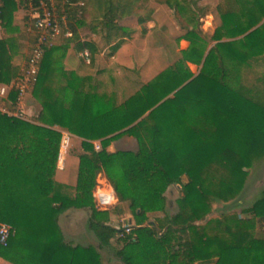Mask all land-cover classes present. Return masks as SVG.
Masks as SVG:
<instances>
[{"label": "trees", "instance_id": "16d2710c", "mask_svg": "<svg viewBox=\"0 0 264 264\" xmlns=\"http://www.w3.org/2000/svg\"><path fill=\"white\" fill-rule=\"evenodd\" d=\"M56 1L72 31L59 45H72L80 55L88 50L90 65L106 50L108 58L118 52L130 35L121 24L126 17L137 15L147 32L154 13L149 0ZM161 1L182 13L189 10L184 38L191 44L183 59L202 64L198 74L176 65L117 104L113 96L85 93L84 78L75 72L59 73L51 58L55 46H47L28 88L43 105L38 117L0 109V221L15 229L8 245H0V257L14 264H103L101 250L109 248L123 264H264V190L242 215L225 213L199 223L216 201L235 199L248 169L264 158V74L251 65L264 54V0H221L216 6L221 23L207 52L210 42L199 29L206 13ZM21 7L27 12L21 45L27 67L37 39L29 6L0 0V25L16 29L13 20ZM14 46L13 39H0V89L22 73L13 64ZM59 75L66 85H58ZM20 91L13 84L0 104L16 111ZM56 126L82 139L74 186L54 179L62 139ZM122 135L134 136L138 149L109 151ZM116 162L123 167V181L110 173ZM102 172L119 202L129 201L134 209L130 232L112 225L110 212L96 207L93 190ZM125 181L152 187L162 213L146 224V207L137 204ZM174 184L181 194L171 214L164 193ZM71 208L88 209L96 244L66 242L59 217Z\"/></svg>", "mask_w": 264, "mask_h": 264}, {"label": "rangeland", "instance_id": "374dc122", "mask_svg": "<svg viewBox=\"0 0 264 264\" xmlns=\"http://www.w3.org/2000/svg\"><path fill=\"white\" fill-rule=\"evenodd\" d=\"M179 1L184 5L190 4L195 8L196 13L201 14L205 12L199 22V29L203 36L208 38L210 45L209 50L215 41H211V37L221 23V19L216 11V6L221 0H171ZM149 7L154 9V18L147 23V32H144L142 25L138 23L137 15H132L122 21L124 26L129 31V36L125 39L118 52L108 58V50L100 53L96 57L93 65L87 62L83 56L77 54L72 45L64 47L59 45L60 38L55 41V46L51 58L53 65L58 71L65 67L67 59L70 69L77 71L85 70L81 77L84 78L83 91L85 93L97 92L98 94H106L113 96L117 104L126 101L130 96L139 91L142 86L152 81L158 74L168 68L178 66L180 64L187 66L195 75L199 73L202 64L197 65L191 62H186L183 59V50L190 46V41L187 40L185 34L187 33V15L172 9L168 4L161 0H149ZM141 11V10H140ZM142 9V13H143ZM24 12L20 11L15 16L14 21H23ZM11 30V28H9ZM83 33L87 32L86 28L82 27ZM251 65L258 71L264 74V54L251 60ZM80 74V73H79ZM72 91L66 93V97H71ZM0 106H2L0 104ZM5 108V107H4ZM8 111L7 107L5 108ZM13 112V111H10ZM20 114L25 115L20 111ZM41 124L40 122L36 121ZM62 131L70 133V139L67 142V150L65 154V165L62 171L75 168V162H71L70 156L78 157L83 152L81 145L82 139L77 137L74 132L61 128ZM76 135V136H74ZM61 140V138H60ZM94 144L102 148L99 141H93ZM111 152L115 151H135L138 149V141L134 136L122 135L115 139L107 148ZM67 163L71 167L66 165ZM73 163V164H71ZM59 168V167H58ZM248 178L240 192V194L230 202L216 201L214 208L205 220L200 221V224H205L210 219H215L225 213H239L242 215V210L250 207L253 202L259 197L262 190H264V158L253 162L248 169ZM110 173L118 179L123 178V167L119 163H114L111 166ZM186 179V177H185ZM126 190L136 197L137 204H144L146 207V215L149 220H154L156 215L161 214L160 206L162 201L156 200V196L152 194V187L142 183L124 182ZM72 185V184H68ZM74 186V185H72ZM112 185L104 172L97 176V184L93 190V198L97 207L96 195L99 189L108 190ZM114 189V188H113ZM115 191V190H114ZM70 193H73V191ZM181 194L180 185L174 184L169 186L164 195L166 209L168 213L177 211L176 200ZM146 199V202L144 201ZM99 208V207H97ZM102 209V208H99ZM110 212L109 222L116 227H124L126 225L135 223L134 209L130 206V202H119L115 193V200L102 210ZM121 211V213H117ZM89 214V213H88ZM88 214L85 212L81 214L78 220V227L74 228L77 234L72 235V230H69L66 224V242L74 244H96L94 233L88 226ZM73 244V245H74ZM103 255V264H123L121 260L115 256L112 249L104 248L101 250Z\"/></svg>", "mask_w": 264, "mask_h": 264}, {"label": "built area", "instance_id": "2783aa9c", "mask_svg": "<svg viewBox=\"0 0 264 264\" xmlns=\"http://www.w3.org/2000/svg\"><path fill=\"white\" fill-rule=\"evenodd\" d=\"M18 3H24L29 6L30 17L33 20V26L37 32V39L32 50L31 57L28 61V65L25 69L22 83L20 84V96L30 87L36 80V74L41 59L44 55L45 48L47 46H53L55 41L62 35L72 36V31L67 28L66 14H61L56 0H16ZM65 1V0H64ZM81 55L87 62L91 61L90 53L88 50H84ZM6 88L0 89V102L5 96ZM4 112L11 115L21 116L19 111L10 112L4 107H0ZM70 139V133L62 131V139L60 144L58 167L62 169L65 165V154L67 150V142ZM96 149H99V145L95 143ZM108 190L99 189L96 195L97 207L106 208L112 204L115 200V191L113 187L109 186ZM126 232H130L131 226H124ZM14 227L7 223L0 221V245L7 246L9 239L14 235Z\"/></svg>", "mask_w": 264, "mask_h": 264}, {"label": "crops", "instance_id": "0c3cea01", "mask_svg": "<svg viewBox=\"0 0 264 264\" xmlns=\"http://www.w3.org/2000/svg\"><path fill=\"white\" fill-rule=\"evenodd\" d=\"M20 11L24 12L23 21H14L13 22V25L16 27V29L9 30V29H7V28H5V27L0 25V39H2V38H6V39L10 38V39L14 40L15 46L13 47V51H14L13 64L16 65V66H20L21 67L20 71H22V73H19L18 77H14L9 84L7 83V84H2L1 85V88L5 87L6 91H7L3 98H6L8 96L13 84H16V85H18L20 87V84L22 83V78H23V75H24V72H25V69H26V65H24L25 62H26L25 61V55H24L25 50L22 49L21 45L26 43V39L24 38V34L23 33H24L25 24H26V21H25L24 17H25V14L27 12H26V9L21 7L15 12V15L17 13H19ZM15 17H14V19H15ZM126 18H128V17H126ZM153 18H154V15H153ZM121 24L124 25L122 22H121ZM84 71L85 70L77 71L76 69L75 70L72 69V68L70 69V67L68 66L67 59H66L65 67L61 68L58 72L59 73H62V72H75L77 75L82 76ZM59 76L60 77L58 79V85L59 86L66 85V82H67L66 78L64 76L61 77V75H59ZM28 88L26 89V91L21 96H19V103H18L17 110L13 111V112H17V111L20 112L21 111V112L24 113L25 118H28L30 120H34V119H36V117H38L39 113L42 111L43 105L40 102V100L37 97H35L33 95V93L31 92V90H29ZM0 107H4V106H0ZM55 129L61 131V127H59V126H56ZM74 136H76V135H74ZM70 159H71V162H73V161L75 162V166H74L75 168L74 169L70 168L69 170H66L64 172V171L60 170V168H58V163H57V168H56L55 178L54 179L57 182H60V183H63V184L76 185L79 158L71 155ZM67 164H68L69 167H71V165H69V163H67V156H66V165ZM71 164H73V163H71ZM82 212H83V214L85 212H87V214L89 213L88 209H85V208H81V209H79V208H71L68 211H66L65 213H63L62 215H60V217H59V225H60L65 237H66L65 224H66L67 227H70V228H68L69 230H72L73 237H75L77 235L74 232V228L78 227V220L81 217ZM95 239H96V236H95ZM72 244H74V243H72ZM74 245H76V244H74ZM83 245H86V244H83ZM0 264H14V263H12V262L0 257Z\"/></svg>", "mask_w": 264, "mask_h": 264}]
</instances>
